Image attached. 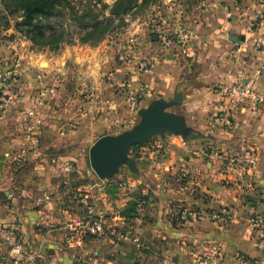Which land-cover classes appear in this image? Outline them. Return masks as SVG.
Masks as SVG:
<instances>
[{
	"label": "rangeland",
	"instance_id": "1",
	"mask_svg": "<svg viewBox=\"0 0 264 264\" xmlns=\"http://www.w3.org/2000/svg\"><path fill=\"white\" fill-rule=\"evenodd\" d=\"M100 1L101 19V3L114 0ZM222 2L146 0L114 18L96 43L80 41L69 12L52 46L16 32L19 19L0 0V264H224L229 254L238 264H264L263 147L243 141L223 150L222 137L207 133L209 152L194 162L190 133L164 129L130 145L111 175H97L89 159L96 140L142 120L129 78L147 67L139 48L183 41L187 16ZM225 119L222 110L213 116L221 128ZM49 121L58 130L38 127ZM62 154L69 159L58 162ZM53 168L59 178L51 175L38 199L34 183ZM22 205L41 210L24 221ZM93 218L102 231L87 228ZM168 236L175 242L165 243Z\"/></svg>",
	"mask_w": 264,
	"mask_h": 264
},
{
	"label": "crops",
	"instance_id": "2",
	"mask_svg": "<svg viewBox=\"0 0 264 264\" xmlns=\"http://www.w3.org/2000/svg\"><path fill=\"white\" fill-rule=\"evenodd\" d=\"M187 18L190 20L188 26L183 27L187 28L188 38L183 41L176 39L165 46L145 44L139 48L147 57V67L141 73L132 71L129 78L132 87L140 90V109L162 100L168 103L166 112L190 119V134L185 138L192 149H197L190 153L193 161L200 160L201 154L207 156L209 150L206 145L209 142L204 137L207 133L222 137L218 146L223 150L243 141L264 148V0H237L235 3L223 0L210 10L191 12ZM251 23L255 27H250ZM230 36L237 39L233 41ZM248 75L255 76L261 101L253 103L246 99L230 103L218 97L217 86L232 84ZM174 108L176 110H172ZM219 110L226 112L224 116H228L229 120L222 128L213 120ZM36 113L40 115L42 112L38 109ZM45 125L38 127L47 133L58 130L57 123L49 121ZM54 158L58 162L67 161L69 156L62 154ZM40 172L34 188L38 199H43L40 195L48 193L49 177L55 175L59 178L60 170L53 168ZM32 209L35 213L41 210L23 205L19 209L23 210L24 221L30 215L38 216L37 213H25ZM169 236L165 243H174L176 237ZM235 244H226V249L232 252ZM228 256L230 260L224 261V264H238L232 261L230 254Z\"/></svg>",
	"mask_w": 264,
	"mask_h": 264
},
{
	"label": "trees",
	"instance_id": "3",
	"mask_svg": "<svg viewBox=\"0 0 264 264\" xmlns=\"http://www.w3.org/2000/svg\"><path fill=\"white\" fill-rule=\"evenodd\" d=\"M11 9V15H16L19 19L14 23V29L25 35L33 43L43 45H57L64 36L62 21L66 19L70 12V19L75 22L74 26L80 31V41L91 43L99 42L103 39L106 31L113 23L114 18H123L138 4H143L146 0H114L112 4L101 3V16L97 18V2L92 0V4L78 5L75 0H1ZM106 9L108 14L105 15ZM60 20L56 30L52 25V20ZM69 19V18H68ZM108 22L104 23L103 22ZM175 103L178 100L174 99Z\"/></svg>",
	"mask_w": 264,
	"mask_h": 264
},
{
	"label": "water",
	"instance_id": "4",
	"mask_svg": "<svg viewBox=\"0 0 264 264\" xmlns=\"http://www.w3.org/2000/svg\"><path fill=\"white\" fill-rule=\"evenodd\" d=\"M230 39L235 41L237 38L230 36ZM167 106L168 103L157 100L148 108L141 109L142 120L132 131L96 140L89 148V159L97 175H111L116 166L126 159L125 151L130 145L141 142L158 131L168 129L185 136L190 127L184 125L181 115L166 112Z\"/></svg>",
	"mask_w": 264,
	"mask_h": 264
},
{
	"label": "built area",
	"instance_id": "5",
	"mask_svg": "<svg viewBox=\"0 0 264 264\" xmlns=\"http://www.w3.org/2000/svg\"><path fill=\"white\" fill-rule=\"evenodd\" d=\"M183 38L187 37V33H183ZM263 46H264V42ZM216 92L218 97L223 101L238 102L241 100H250L253 103L259 102L262 100L261 94L257 91L256 79L254 75L243 76L239 80L233 82L232 84H224L217 86ZM136 105L135 101H132L131 106ZM226 112H224L225 114ZM228 120V116H225ZM99 219H89L91 224L87 225L88 229L93 230L92 232L102 231L101 226L99 225ZM80 225V224H79ZM83 225H81L82 227Z\"/></svg>",
	"mask_w": 264,
	"mask_h": 264
}]
</instances>
